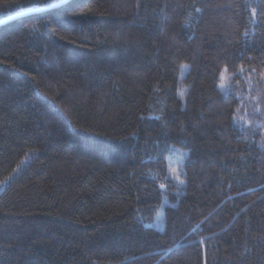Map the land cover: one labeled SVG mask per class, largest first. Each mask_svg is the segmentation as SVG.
<instances>
[{
    "label": "trees",
    "instance_id": "16d2710c",
    "mask_svg": "<svg viewBox=\"0 0 264 264\" xmlns=\"http://www.w3.org/2000/svg\"><path fill=\"white\" fill-rule=\"evenodd\" d=\"M64 1L0 0V21ZM0 264H264V0L2 25Z\"/></svg>",
    "mask_w": 264,
    "mask_h": 264
},
{
    "label": "water",
    "instance_id": "95a60500",
    "mask_svg": "<svg viewBox=\"0 0 264 264\" xmlns=\"http://www.w3.org/2000/svg\"><path fill=\"white\" fill-rule=\"evenodd\" d=\"M67 1H69V0H65L64 2H62L60 4H56V5H53V6H50V7H46V8H43V9H38V10H33V11H27V12H23V13H20V14H17V15H14V16H11V17H8V18H5V19H3V20L0 21V27L2 25L7 24V23L13 22L15 20L24 18L26 16H29V15H32V14H35V13H41V12L46 11V10L54 9V8L60 6L61 4L65 3Z\"/></svg>",
    "mask_w": 264,
    "mask_h": 264
},
{
    "label": "snow or ice",
    "instance_id": "6c2138e0",
    "mask_svg": "<svg viewBox=\"0 0 264 264\" xmlns=\"http://www.w3.org/2000/svg\"><path fill=\"white\" fill-rule=\"evenodd\" d=\"M182 67H183V66H182ZM225 70H226V69H222L221 72H220V76H219L220 81H223V80L225 79V77H224V71H225ZM243 71H244V69L242 68V69H241V72H243ZM220 87L222 88L223 85L221 84ZM179 95H180V98L183 99V95H184L183 92H181ZM253 99L258 101L259 98H257V97H253ZM157 119H158V118H157ZM172 171L175 172L176 170H175V169H172ZM177 179L179 180V177H177ZM180 182L183 183V181H180ZM160 187L163 188L164 185L161 184Z\"/></svg>",
    "mask_w": 264,
    "mask_h": 264
},
{
    "label": "rangeland",
    "instance_id": "374dc122",
    "mask_svg": "<svg viewBox=\"0 0 264 264\" xmlns=\"http://www.w3.org/2000/svg\"><path fill=\"white\" fill-rule=\"evenodd\" d=\"M224 82L227 83L226 79H224ZM225 83L223 84V86H226ZM228 86V85H227ZM180 158H177V159H173L172 162H171V170L172 169H175L176 171L172 173L174 174V176H177L178 175V170H179V165H178V161H179Z\"/></svg>",
    "mask_w": 264,
    "mask_h": 264
}]
</instances>
